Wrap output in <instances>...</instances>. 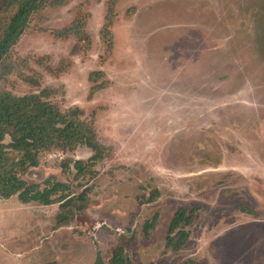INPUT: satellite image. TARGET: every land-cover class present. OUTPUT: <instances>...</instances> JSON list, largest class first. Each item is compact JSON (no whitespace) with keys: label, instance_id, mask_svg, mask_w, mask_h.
I'll use <instances>...</instances> for the list:
<instances>
[{"label":"rangeland","instance_id":"rangeland-1","mask_svg":"<svg viewBox=\"0 0 264 264\" xmlns=\"http://www.w3.org/2000/svg\"><path fill=\"white\" fill-rule=\"evenodd\" d=\"M76 24L87 39L58 36ZM5 62L0 90L80 108L111 154L51 150L22 172L71 200L0 197V264H109L118 247L133 264H264V0H67ZM180 208L198 216L171 251Z\"/></svg>","mask_w":264,"mask_h":264},{"label":"trees","instance_id":"trees-1","mask_svg":"<svg viewBox=\"0 0 264 264\" xmlns=\"http://www.w3.org/2000/svg\"><path fill=\"white\" fill-rule=\"evenodd\" d=\"M67 0H0V66L5 67L11 50L21 37L30 29L33 17L47 7L61 6ZM59 37L71 34L84 36L82 25H73L57 32ZM100 86L93 87L95 92ZM80 108L62 111L57 105L43 100L40 94L17 96L10 91L0 90V197L9 199L18 195L24 204L40 202L51 205L71 200V195L62 194L69 187L55 183L43 190L28 184L21 178V173L40 165L43 152L60 150L73 151L85 146L93 152L90 163L95 165L111 154V148L102 144L96 128L91 121L83 118ZM9 138V142H6ZM78 174L83 173L84 164L76 161ZM249 214H256L249 209H242ZM198 209L189 211L180 208L170 224L166 248L180 251L190 240L189 229L197 218ZM109 264H133L123 247L116 248ZM184 264H200L189 260Z\"/></svg>","mask_w":264,"mask_h":264}]
</instances>
